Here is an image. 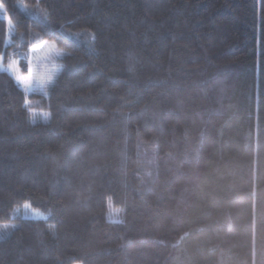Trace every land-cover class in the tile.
I'll list each match as a JSON object with an SVG mask.
<instances>
[{"label":"trees","instance_id":"obj_1","mask_svg":"<svg viewBox=\"0 0 264 264\" xmlns=\"http://www.w3.org/2000/svg\"><path fill=\"white\" fill-rule=\"evenodd\" d=\"M0 6V264H264V0Z\"/></svg>","mask_w":264,"mask_h":264},{"label":"rangeland","instance_id":"obj_2","mask_svg":"<svg viewBox=\"0 0 264 264\" xmlns=\"http://www.w3.org/2000/svg\"><path fill=\"white\" fill-rule=\"evenodd\" d=\"M4 16V12L2 7L0 6V17ZM10 28H8L9 30ZM64 53L59 51L53 44L50 43H42L41 45L34 47L29 51L28 59H27V71L22 75H28L29 62L31 64V86L25 91L23 86L19 83L20 87L26 92L31 93L33 91H37L41 94L46 95L48 88L56 77V75L60 71V63L59 60L63 57ZM11 61L17 60L14 57L8 58V62L3 65L2 61H0V69H5L13 78L15 77V73L8 69V64ZM18 65V63H17ZM52 77L51 81H49V77ZM48 117L44 116V112L42 111H33L30 114L29 123L34 124L37 122L47 121ZM30 217H41L43 216L39 211H31L30 214H27ZM79 264V263H76Z\"/></svg>","mask_w":264,"mask_h":264},{"label":"snow or ice","instance_id":"obj_3","mask_svg":"<svg viewBox=\"0 0 264 264\" xmlns=\"http://www.w3.org/2000/svg\"><path fill=\"white\" fill-rule=\"evenodd\" d=\"M45 44L49 43L47 40L44 41ZM4 59L3 54H0V61H2ZM8 69L13 71L15 73V77L14 79L19 82L25 91H27L30 86H31V64L29 62V68H28V75H22L21 74V69L19 68V66L17 65L16 61H11L8 64ZM52 77H49V81H51ZM28 103V100L26 99V104ZM34 109H29V112H33ZM44 116L47 118L50 116V112H44Z\"/></svg>","mask_w":264,"mask_h":264}]
</instances>
